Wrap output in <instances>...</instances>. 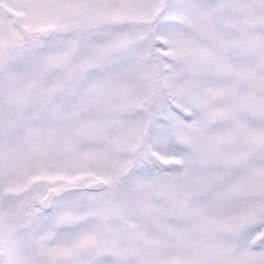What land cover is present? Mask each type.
Returning <instances> with one entry per match:
<instances>
[{
	"label": "snow or ice",
	"instance_id": "snow-or-ice-1",
	"mask_svg": "<svg viewBox=\"0 0 264 264\" xmlns=\"http://www.w3.org/2000/svg\"><path fill=\"white\" fill-rule=\"evenodd\" d=\"M0 264H264V0H0Z\"/></svg>",
	"mask_w": 264,
	"mask_h": 264
}]
</instances>
